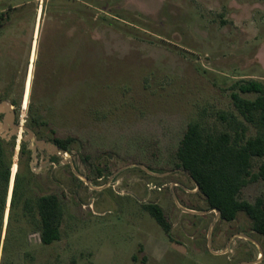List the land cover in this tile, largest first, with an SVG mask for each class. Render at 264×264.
<instances>
[{
    "label": "rangeland",
    "instance_id": "obj_1",
    "mask_svg": "<svg viewBox=\"0 0 264 264\" xmlns=\"http://www.w3.org/2000/svg\"><path fill=\"white\" fill-rule=\"evenodd\" d=\"M16 1L30 5L0 13V100L60 149L32 173L25 132L1 140L13 155L0 264H264L248 217L209 212L176 157L191 123L206 135L264 137L260 115L247 121L232 99L257 97L242 83L264 85V0ZM51 195L63 219L60 241L46 246L37 203ZM259 198L263 180L240 195ZM149 204L163 209L170 235Z\"/></svg>",
    "mask_w": 264,
    "mask_h": 264
},
{
    "label": "trees",
    "instance_id": "obj_2",
    "mask_svg": "<svg viewBox=\"0 0 264 264\" xmlns=\"http://www.w3.org/2000/svg\"><path fill=\"white\" fill-rule=\"evenodd\" d=\"M242 94H254V100L241 98L233 94L232 99L240 114L249 122L259 114L264 123V85L250 81L238 87ZM57 144L66 150L62 142ZM0 140V182L3 183V194L0 190V221L7 203V192L10 183L12 155L8 154ZM176 157L178 167L183 169L198 185L211 211L220 212V219L233 222L238 214L244 213L251 221L253 231L264 238V199L255 203L240 199L242 190L251 183L264 181V166L257 173L252 172V159L264 158V137L245 139L243 134L232 136L224 132L216 135L204 134L198 123H191L180 142ZM20 176L16 175L11 199L14 208L18 195ZM40 221L41 242L51 245L61 239L63 219L62 205L57 196H43L37 203ZM145 209L156 219L167 235L171 233L163 209L157 204H149Z\"/></svg>",
    "mask_w": 264,
    "mask_h": 264
},
{
    "label": "flooded vegetation",
    "instance_id": "obj_3",
    "mask_svg": "<svg viewBox=\"0 0 264 264\" xmlns=\"http://www.w3.org/2000/svg\"><path fill=\"white\" fill-rule=\"evenodd\" d=\"M2 101H6V100H0V102H2ZM7 102H9V101H7ZM13 108L14 107L12 105V110H13ZM3 119H4V115L0 114V122H2ZM15 124H16V112H15ZM18 126H20V125H18ZM22 128L23 127L20 126L19 133L16 136L10 137L7 134V136L5 138L0 137V140H2L4 142L5 141L9 142L14 137L19 136L21 134V132H25V134H26V136L24 138V145L25 146H24V148L22 150L23 151L22 152V154H23L22 158L24 159V162L29 166V168L32 171V173H35V172L39 173V172H41L43 170H46L47 168L51 167L54 164V160H55V158L57 156L56 150L52 147V146H54V147L57 146L55 144V141L51 142L49 140L45 141V140H42V139H38L37 135L30 128L25 127V128H27V129L32 131L33 137H31L29 135V133L27 131L23 130ZM16 173H17V171H16Z\"/></svg>",
    "mask_w": 264,
    "mask_h": 264
},
{
    "label": "water",
    "instance_id": "obj_4",
    "mask_svg": "<svg viewBox=\"0 0 264 264\" xmlns=\"http://www.w3.org/2000/svg\"><path fill=\"white\" fill-rule=\"evenodd\" d=\"M0 114L4 115V119L2 122H0V137L5 138L7 134L12 137L16 136L19 133L20 126L15 124V112L12 110V105L7 101L0 102ZM23 130L27 131L31 137H33V133L31 130L23 127ZM56 152L57 155L59 154V148L56 146H52ZM190 177V175H189ZM191 178V177H190ZM193 181V179L191 178ZM194 182V181H193ZM195 183V182H194ZM196 185V183H195ZM197 190L199 191L198 185H196ZM189 213H196L189 210H184ZM209 212H216L218 215V218L220 217V212L217 210L209 211Z\"/></svg>",
    "mask_w": 264,
    "mask_h": 264
},
{
    "label": "crops",
    "instance_id": "obj_5",
    "mask_svg": "<svg viewBox=\"0 0 264 264\" xmlns=\"http://www.w3.org/2000/svg\"><path fill=\"white\" fill-rule=\"evenodd\" d=\"M43 1H46V0H43ZM28 5H30L29 2L19 3L16 0H11V2L5 3V0H0V13H5L8 10L20 11V9H23V8L27 7ZM18 16H15V17H18ZM7 18H8V23H9L10 22V16L8 15Z\"/></svg>",
    "mask_w": 264,
    "mask_h": 264
}]
</instances>
